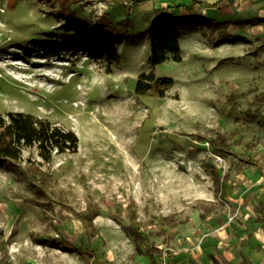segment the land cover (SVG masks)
Masks as SVG:
<instances>
[{
	"label": "rangeland",
	"instance_id": "rangeland-1",
	"mask_svg": "<svg viewBox=\"0 0 264 264\" xmlns=\"http://www.w3.org/2000/svg\"><path fill=\"white\" fill-rule=\"evenodd\" d=\"M203 1L0 0V115L79 138L50 162L36 147L0 160V264H92L52 238L108 264H264V21L241 28L254 6ZM172 13L196 23L179 60L152 67ZM102 17L116 62L74 46ZM151 72L173 83L137 94Z\"/></svg>",
	"mask_w": 264,
	"mask_h": 264
},
{
	"label": "trees",
	"instance_id": "trees-1",
	"mask_svg": "<svg viewBox=\"0 0 264 264\" xmlns=\"http://www.w3.org/2000/svg\"><path fill=\"white\" fill-rule=\"evenodd\" d=\"M191 6L178 5L177 8ZM165 10L161 9L160 14ZM171 24L155 26L151 31V56L149 64L152 67L166 62L170 56L179 60L181 53L179 27L185 24L196 23L186 21L175 13H172L167 21ZM116 29L109 19H102L87 31H85L74 43L78 51L84 52L89 58L101 59L107 57L110 62L120 59V53L113 39ZM173 83L169 77L156 78L153 72L141 74L138 79L137 94H153L157 92V86L166 87ZM164 94L163 91L160 92ZM79 138L74 131L63 130L52 125L49 121L34 118L23 112H9L6 116L0 115V160L18 161L25 148L36 147L40 157L45 162H50L55 153L76 152ZM229 195L228 180H224L221 188V196ZM43 244L63 251L78 252L84 260L92 264H108L94 251H85L82 247L66 243L59 238L43 239ZM170 264H177L174 257H170Z\"/></svg>",
	"mask_w": 264,
	"mask_h": 264
},
{
	"label": "crops",
	"instance_id": "crops-1",
	"mask_svg": "<svg viewBox=\"0 0 264 264\" xmlns=\"http://www.w3.org/2000/svg\"><path fill=\"white\" fill-rule=\"evenodd\" d=\"M228 2H230L229 0H206L203 1V3L211 8H216L218 6H221V4H228ZM237 5H250V6H254L256 14L251 17V18H242L240 19L241 21H237L236 24L239 27H245V24L248 25H252V26H256L261 24L264 21V0H236ZM200 3L194 2L192 5H186L185 6H191L188 10L186 8H181L184 9L188 12H192L193 9L196 7V5L199 6Z\"/></svg>",
	"mask_w": 264,
	"mask_h": 264
}]
</instances>
